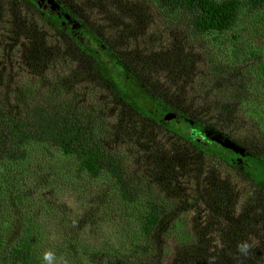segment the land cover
I'll return each mask as SVG.
<instances>
[{"label":"trees","instance_id":"trees-1","mask_svg":"<svg viewBox=\"0 0 264 264\" xmlns=\"http://www.w3.org/2000/svg\"><path fill=\"white\" fill-rule=\"evenodd\" d=\"M31 1L40 10L44 8L45 17L52 15L51 28L44 23L38 29L33 23H22L17 6L0 16L4 23L0 37L6 47H11V40L16 44L21 38L28 41L0 60V213L10 212L13 206L19 211L24 204L22 173L18 176L16 170L37 161L34 152L41 146L56 151L46 155L51 159L66 156L77 177L82 170L92 178L106 172L113 181V196L125 205L126 218L136 224L134 230L117 236L114 245L92 251L82 248L80 255L73 251L75 264H161L159 256H167L179 245L185 248L182 257L191 260L188 264L204 262L196 255L197 249L212 258L211 264H215V254H221L228 264H264V107L258 105L255 95L256 107L249 109V118L242 117V133L235 136L223 135L200 113L204 102L210 115L221 110V118L233 115L230 100L240 103V98L256 92L264 99L262 72L259 80L263 82L254 80L255 90L243 82L242 69L249 70L243 62L250 53L242 41L233 35L239 42L231 62L207 58L201 61L203 74L189 78L182 72L184 85L179 86L186 92L178 100L149 90L142 78L151 70H147L149 65L143 69L139 58L136 66L128 64L127 57L107 41L109 32L124 27L120 25L123 15L163 23L167 30L177 26L194 49H208L201 36L222 34L234 27L240 32L248 30L249 45L264 49V0H93L87 4L101 17L99 27L85 16L80 0ZM60 43L69 50L59 48ZM18 49L20 56H13ZM181 57L183 65L187 59ZM170 58L159 61L161 70L171 71L180 65ZM111 59L138 81L148 104L127 96L111 78ZM15 63L22 67L14 69ZM48 63L52 67L48 68ZM96 85L101 91H95ZM215 96L221 99L215 101ZM146 123L191 146L190 150L202 157L252 173L251 195L241 203L240 215L234 219V193L226 190L228 184L217 183L211 187V196L205 190L204 199L194 198L208 210V222L204 223L201 215L196 230H187L185 220L193 205L185 196L178 169H172V164L156 167V163L148 168V160H143L140 150L147 143L141 128ZM221 206L228 208L219 209ZM216 217L231 218L232 222L222 242L210 248L207 237L210 228L218 225ZM4 224L0 215V264H42L34 247L37 232L31 220L24 222L13 240L4 238Z\"/></svg>","mask_w":264,"mask_h":264},{"label":"rangeland","instance_id":"rangeland-1","mask_svg":"<svg viewBox=\"0 0 264 264\" xmlns=\"http://www.w3.org/2000/svg\"><path fill=\"white\" fill-rule=\"evenodd\" d=\"M80 1L84 2L82 4L85 6L83 10L86 12L85 16L90 20V23L96 27L102 25V19L96 14L97 11L88 7L89 4L87 3H91L93 0ZM136 4L141 6L140 2ZM0 5L2 7L0 16L7 14V12L10 13L9 10L17 6V9L20 8L22 23H33L37 29L44 23L46 27L51 28L52 15L45 17L44 8L43 11L40 10L31 0H0ZM51 8L49 10H52ZM122 17L120 25L124 27L119 28L117 32H109L107 41L116 45L122 55L127 57L128 64L136 66L137 63L135 62L139 58L143 69L149 65L147 70L150 68L151 70L145 71V75L142 76L144 84L149 90L155 89L161 92L164 97H173L174 100H178L180 96L182 99L185 96L186 88L183 89L179 86L183 80L181 74L186 71L189 78L196 73L203 74L205 70H203L204 65L201 61L214 59L231 62L235 46L239 42L233 35L239 37V40L242 41V47L250 53V56L245 60L246 62H243L244 66L249 69L247 71L242 69L243 82L251 90H255L256 83L254 80H259L260 72L264 74L262 71L264 68V49L256 50L255 45H249L248 38L251 36L246 29L242 28V32H240L234 27L222 34L212 33L201 36V42L208 48L204 50L191 47L185 33L177 26L169 27L167 30L163 23L151 24L146 18H125L123 15ZM3 24L0 22V28ZM130 31H132L131 37L127 34ZM17 42L18 44L11 40V47H6V43L0 37V60H6L12 48L16 49L28 41L21 38ZM13 43L16 45L13 46ZM62 46L64 47L63 51L69 50L60 43L59 48ZM12 55L19 57V49L17 54L12 52ZM181 55L187 59L183 65ZM169 57H171L169 61L173 59L180 65L171 71L161 70L159 61L165 62ZM77 59L79 60L80 57L77 56ZM112 59L114 58L112 57ZM112 59L109 70L111 78L122 86L127 96H133L137 101L148 104L149 99L138 81L126 74L121 68L119 69L118 64H115ZM242 60H244L243 56ZM66 63L70 66L68 61ZM66 65L63 67L68 69L76 67V65L71 67ZM21 67L18 63L13 66L14 69ZM50 67L52 66L49 64L48 68ZM95 87V91H101L99 86L96 85ZM255 95L258 97V105L264 107V99L261 98L259 92H256L252 97L249 95V98H240V103L230 100L232 116L220 118L221 110L219 109L210 115L206 108V102L200 106L201 116L223 135L235 136L236 133H242V117L249 118V109L256 107ZM236 97L238 98L239 95ZM220 99L221 97L215 96V101ZM213 107L215 108V106ZM141 129L146 133L144 143L147 145L140 151L145 157L143 160H148L147 167H154L155 163L156 167L159 165L166 167V165L172 164L171 168L174 170L177 168L178 175L182 176L181 186L186 189L185 196L188 202L193 205L185 220L187 230H196V221L200 219L201 215L203 222H208V210L200 206L194 198L204 199L207 195L205 190L211 196V187L217 183L228 184H226V190L234 193L231 197L234 199L233 207L237 211L233 214L234 219L240 215L242 212L240 210L241 203L244 205L251 195L248 189L251 188V181L255 179L252 173L247 172V174L242 168L238 170L219 160L202 157L201 153L192 152L191 146L177 141L175 137L163 132L162 129L159 130L154 127L153 130L149 123H146L145 128ZM213 133L217 135L216 132L213 131ZM35 151L37 161L33 159L30 163L21 166V169L16 170L18 176L22 173L19 179L23 190L24 204L20 206L19 211L13 206L10 212L6 210L5 214L0 213L3 223L5 222L3 225L4 238L13 240L18 237L24 227V222L31 220V225L37 232L34 247L42 260V264H47L43 257L49 251L55 254L53 264H75L73 251L80 255L83 249L84 251H92L105 245H114L115 241L113 240L117 236L135 229V222L126 218L125 205L113 196V181L106 172L92 178L86 171L82 170L80 176L77 177L74 175V166L71 165L66 156L55 155L51 159L46 155L56 153V151H49L41 146H38ZM190 198H193V201ZM178 205H182V203L179 201ZM225 208L228 207L221 206L219 209ZM217 220L218 225L210 228L207 237V240H210V243H207L210 248H215L222 242L226 236L224 231H227L232 222L231 218L225 220L217 218ZM212 221L215 222L213 219ZM184 250L183 245H179L167 256H159L158 262L161 264H188L191 260L182 257ZM196 255L204 260L201 264H211L212 258L206 252L197 249ZM214 257L215 262L213 263L228 264L221 254L220 257L218 254H215ZM231 264H238V262Z\"/></svg>","mask_w":264,"mask_h":264},{"label":"clouds","instance_id":"clouds-1","mask_svg":"<svg viewBox=\"0 0 264 264\" xmlns=\"http://www.w3.org/2000/svg\"><path fill=\"white\" fill-rule=\"evenodd\" d=\"M43 258L47 262V264H53V261L55 259V254L53 252L49 251V252H46L44 254Z\"/></svg>","mask_w":264,"mask_h":264},{"label":"water","instance_id":"water-1","mask_svg":"<svg viewBox=\"0 0 264 264\" xmlns=\"http://www.w3.org/2000/svg\"><path fill=\"white\" fill-rule=\"evenodd\" d=\"M50 2H51V0H50ZM52 6H53V7H55V6H56V4L52 3Z\"/></svg>","mask_w":264,"mask_h":264}]
</instances>
